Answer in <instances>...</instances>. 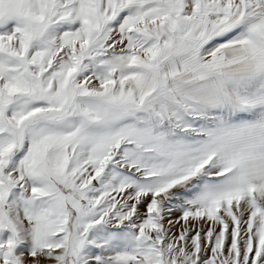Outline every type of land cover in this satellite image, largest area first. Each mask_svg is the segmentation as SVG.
<instances>
[{"label": "snow or ice", "instance_id": "6c2138e0", "mask_svg": "<svg viewBox=\"0 0 264 264\" xmlns=\"http://www.w3.org/2000/svg\"><path fill=\"white\" fill-rule=\"evenodd\" d=\"M0 264H264V0H0Z\"/></svg>", "mask_w": 264, "mask_h": 264}]
</instances>
